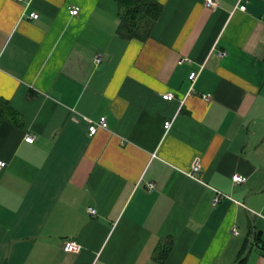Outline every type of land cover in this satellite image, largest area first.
Masks as SVG:
<instances>
[{"label": "crops", "instance_id": "1", "mask_svg": "<svg viewBox=\"0 0 264 264\" xmlns=\"http://www.w3.org/2000/svg\"><path fill=\"white\" fill-rule=\"evenodd\" d=\"M153 1L0 0V264H264V2Z\"/></svg>", "mask_w": 264, "mask_h": 264}, {"label": "trees", "instance_id": "2", "mask_svg": "<svg viewBox=\"0 0 264 264\" xmlns=\"http://www.w3.org/2000/svg\"><path fill=\"white\" fill-rule=\"evenodd\" d=\"M119 5L118 34L124 39L146 38L161 13L153 0H116Z\"/></svg>", "mask_w": 264, "mask_h": 264}, {"label": "built area", "instance_id": "3", "mask_svg": "<svg viewBox=\"0 0 264 264\" xmlns=\"http://www.w3.org/2000/svg\"><path fill=\"white\" fill-rule=\"evenodd\" d=\"M264 2V0H261ZM246 3H247V0H237V5H236V9L237 10H240V11H245L246 10ZM204 4L207 8L209 9H217L218 8V1L217 0H205L204 1ZM69 13L71 15H77L78 14V9L76 7H71L69 8ZM37 14L36 13H32L30 15L31 18L33 19H36L37 18ZM226 53L225 52H218V56L220 57H223L225 56ZM96 65H99L101 63V58L100 57H96ZM199 76V72H191L190 75H189V80L191 81L192 85L195 83L196 79L198 78ZM162 98L166 101H172L174 99V95L172 93H166L162 96ZM89 123V126H88V131H89V135L93 136L94 134L97 133L98 130L100 129H106L108 124H107V121H106V118L105 117H100L99 120L97 121H93V120H88L87 121ZM171 124L172 122L171 121H166L164 123V129L165 130H168L170 127H171ZM25 140L29 143H32L34 141V135L32 134H28L26 137H25ZM6 167V162L4 161H0V173L2 172V170ZM193 171L196 173L198 171V167L197 166H194L193 168ZM232 181L235 182V183H244L246 182V178L243 177V176H240V175H234L232 177ZM148 189L151 190L152 189V184H149L148 185ZM220 199V196H216L214 199H213V202L214 203H217ZM87 212L89 214H95V211L89 207L87 209ZM236 233V231H234V234ZM62 250L64 252H67V253H77L81 250V246L79 243H77V241H74V240H65L63 242V245H62Z\"/></svg>", "mask_w": 264, "mask_h": 264}]
</instances>
